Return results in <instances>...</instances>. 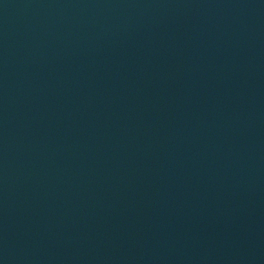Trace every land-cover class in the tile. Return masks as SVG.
Wrapping results in <instances>:
<instances>
[{"label":"water","instance_id":"1","mask_svg":"<svg viewBox=\"0 0 264 264\" xmlns=\"http://www.w3.org/2000/svg\"><path fill=\"white\" fill-rule=\"evenodd\" d=\"M0 264H264V0H0Z\"/></svg>","mask_w":264,"mask_h":264}]
</instances>
